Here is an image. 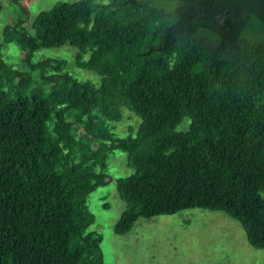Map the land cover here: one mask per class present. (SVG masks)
<instances>
[{
  "label": "trees",
  "instance_id": "trees-1",
  "mask_svg": "<svg viewBox=\"0 0 264 264\" xmlns=\"http://www.w3.org/2000/svg\"><path fill=\"white\" fill-rule=\"evenodd\" d=\"M14 1L26 18L0 43V264H105L86 199L112 180L117 150L134 169L116 179L117 234L201 207L264 250V0L59 2L29 26ZM10 42L24 68L5 60ZM67 43L100 85L34 60ZM123 108L141 119L136 135L111 126Z\"/></svg>",
  "mask_w": 264,
  "mask_h": 264
},
{
  "label": "rangeland",
  "instance_id": "rangeland-1",
  "mask_svg": "<svg viewBox=\"0 0 264 264\" xmlns=\"http://www.w3.org/2000/svg\"><path fill=\"white\" fill-rule=\"evenodd\" d=\"M0 12V43L3 41L4 26L19 18H26L21 5L14 0H2ZM79 0H23L30 21L42 10H50L59 2ZM79 49L70 44L61 47L42 48L34 60L52 57L66 63L65 71L81 81L96 85L102 83V76L76 64ZM5 60L15 68H24L23 51L16 42L3 48ZM90 54H83L84 60ZM123 118L111 123L117 135L125 137L137 134L141 119L126 108ZM185 121L177 130H187ZM109 174L112 176L105 186L88 195L86 204L95 215V222L89 232L102 236L101 249L105 264H264V250L256 249L248 242L246 232L234 217L224 211L194 207L173 214H160L137 220L125 234H117L115 225L126 209L120 197L116 179L134 173L128 164L127 153L117 150L109 159ZM264 196V190L262 191Z\"/></svg>",
  "mask_w": 264,
  "mask_h": 264
}]
</instances>
